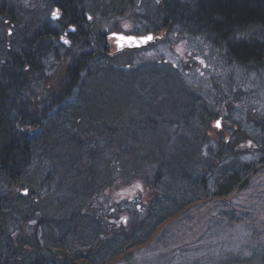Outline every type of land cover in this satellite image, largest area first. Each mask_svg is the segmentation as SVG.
Masks as SVG:
<instances>
[{
	"label": "rangeland",
	"instance_id": "374dc122",
	"mask_svg": "<svg viewBox=\"0 0 264 264\" xmlns=\"http://www.w3.org/2000/svg\"><path fill=\"white\" fill-rule=\"evenodd\" d=\"M203 1L165 0L163 11L168 13L165 18H170L174 30L160 31L159 41L153 48L124 51L120 47L121 40L113 34L128 35L125 29L138 36L147 34L146 28L156 27L161 23L158 21L162 9L146 6V9L141 11L137 4L132 10L133 13L139 14L134 17L131 12L125 11L126 3L119 8L111 7L109 1L103 2L107 8L101 9L95 17L97 28H94L98 31L95 35L98 34L101 38L104 34L100 41L103 44L109 43L113 53L111 57H114L111 61L130 62L134 67L142 63H157L171 69L166 68L168 71L163 73V78L167 74L171 93L165 94L161 105L164 115H157L156 118L159 123L164 122V118L174 123H167L158 129L151 126L145 132L136 127L133 146L140 157L134 156L133 160H129V164L126 160L117 162L112 174L106 172V164L105 167L100 166L96 160L93 172L83 181V186L85 182L88 186L78 189L80 197L77 193L72 194L71 191L65 190L68 182L72 180H69L66 172L47 169L42 161L38 166L34 164L28 168L23 184L18 182L10 186L3 180L5 176L1 175L0 192L10 195L14 205H19L18 208L22 210L7 226L6 233L13 239L14 245L21 242L33 244L35 239H38L40 244L47 240L55 250L76 249L72 243L77 234L72 232L65 236L66 238L60 239L62 230L58 225L54 226V220L60 219L67 224L70 218L75 219L70 224L72 227L66 229L72 231L81 223L80 214L103 219L104 221H101L109 233L118 229L128 231V228L140 224L146 214L141 212L144 207L141 195L145 193L146 201V190L157 183L156 171L159 164L163 163V166L160 165L161 171H166L165 165L168 163L170 168L171 157L179 158L180 153L190 156L194 147L197 152V164L194 167H198L199 173L196 178H191H194L193 181L198 186L203 177L200 167L206 163L201 155L206 156L205 158L218 157L221 147L217 141L221 138L228 142L225 153L238 156L240 160L255 163L260 161L262 154L258 152V146L264 135L256 127V123L264 116V68L236 61L234 49L239 46L240 40L247 44H253L254 40L264 41V31L256 25L240 33L233 30L235 28L214 33L210 25L200 19L202 15L198 10ZM0 2L4 3L7 9H13L16 19H22V27L25 28L18 27L19 40H28L43 27L54 25L50 10L45 8L47 14L44 16L43 10L40 9L42 6L46 7L43 0ZM27 5L29 8L39 9V13L31 17V10H26ZM130 31L128 33H131ZM17 32L12 38L16 37ZM87 37L91 42L94 40L93 37ZM91 45L95 48L92 43ZM64 61L69 59L65 58ZM256 61H262V58ZM261 64L264 65L263 62ZM60 68L61 66L55 70L56 75L60 73ZM37 94L43 97V92ZM32 102L30 109L36 110L37 100ZM206 110L219 116L212 122V128L209 127L210 132L208 131L204 141V119L201 115ZM131 113L133 116L129 117L132 119H142L135 106ZM138 117L139 119H136ZM218 120H221L219 128L216 127ZM81 150L82 153H88L84 147ZM48 152L51 159L59 160L64 157V152L59 149ZM57 173L64 174L65 178L61 181V174ZM168 179L170 178L162 173L161 181L156 186L157 192H163ZM106 181L108 185L103 184ZM178 181L180 184L176 186ZM178 181H172L176 187H191L188 186V179L185 181L178 178ZM207 182L210 183V178ZM91 184L94 186H90ZM174 185L170 188L176 190ZM20 195L26 198L20 199ZM230 203L233 208L240 207L238 213L251 207H263L264 210V176L257 181L252 191L226 202H193L185 212L178 213L176 218L168 220L163 228L157 230V236L151 241L129 250L109 264H264V211L258 214L254 211L255 219L261 222L257 228H253L251 221L230 222L222 218L223 208ZM94 205L96 206L93 207ZM89 234L88 232L83 235L84 240L86 238L88 241L87 245L91 239ZM94 242L93 251L103 244L107 247L108 256L120 251L111 243L107 245L104 237ZM121 245H125V242H121ZM104 258L105 256L99 258L97 263L100 264Z\"/></svg>",
	"mask_w": 264,
	"mask_h": 264
},
{
	"label": "trees",
	"instance_id": "16d2710c",
	"mask_svg": "<svg viewBox=\"0 0 264 264\" xmlns=\"http://www.w3.org/2000/svg\"><path fill=\"white\" fill-rule=\"evenodd\" d=\"M104 1H109L111 7L120 8L124 3L127 5L126 0H82L83 8L96 14L107 8L103 4ZM43 3L46 7L41 4L40 9L45 16L46 9L50 8L52 2L43 0ZM62 3L66 12L72 9L71 0ZM77 4H81V1ZM26 10H31V17L39 13V9L29 8V5ZM198 12L202 15L201 21L215 30L221 28L223 31H229L237 26L242 28L238 29L242 31L260 25L264 31V0H204ZM21 20L15 18L13 9H7V6L0 2V59L6 60H0V176H5L3 180L10 186L18 182L23 184L28 168L34 164L38 166L42 161L47 169L66 172V176L72 180L68 182L65 190L71 191L72 194L77 193L80 197L78 189L88 186L86 182L83 186V181L93 172L96 160L100 166L105 167L106 164V172L112 174L117 162L126 160L129 164V160L140 157L133 146L136 127L145 132L151 126L158 129L167 123H174L165 118L164 122L159 123L156 118L157 115H164L161 105L165 94L171 93L167 74L163 78L164 71H168L166 68H170L157 63H142L134 67L130 62L111 61L114 57H111L113 53L110 47L100 41L104 34L101 38L96 35V43L100 44V51L96 52L98 48L94 50L89 46L86 32L81 35L82 41L79 40L74 48L68 49L69 61H60L59 47L45 36L46 32L55 30L50 29V26L43 27L32 38L19 40L17 31L18 27H22ZM169 20V17L165 18V27L170 29L172 26ZM82 22L97 28L95 19L88 21L85 17ZM71 23L74 21H70ZM9 28L17 33L16 37L12 38L13 33L10 41H7ZM7 42L19 46L15 50L17 53V50L21 49L20 58L13 50H8ZM53 45L52 54L57 61H45L44 56ZM105 46L107 48H104ZM234 52L244 59L243 63H252L253 67L264 68L261 64L264 63V41L260 44H239ZM16 58L19 61H13L17 60ZM260 58L262 61H256ZM59 66L60 73L56 75L55 70ZM37 92H43V97ZM34 100H37L38 110L30 109ZM134 106L139 110V117L142 116L139 121L129 117L133 116L131 111ZM218 116L219 114H212L208 110L202 113L201 118L204 119L205 125L202 124L205 128L202 137L204 141L209 127ZM258 120L259 122H255L256 127L264 135V116ZM217 143L221 147L218 157L205 158L206 156L200 154L206 163L200 167L203 177H200L199 186L193 181L199 173L198 167H194L197 164L194 145V152L192 151L190 156L180 153L179 158L171 157L170 168L168 163L165 165L166 171H161L163 163L159 164L156 171L157 183L146 190V201L145 193L141 195L144 205L141 212L146 214L140 224L128 228V231L118 229L109 233L103 219L89 214H80L81 223L72 231L66 229L72 227L70 224L75 219L70 218L67 224L55 219L54 226L58 225L62 230L60 239L66 238L65 236L72 232L77 234L72 243L76 249L69 248L70 252L53 249L47 240L43 244L35 239L33 244L20 241L21 244L14 245L13 239L6 233L7 226L22 210L18 208L19 205H14L10 195L0 192V264H98V259L104 256V261L100 264H109L129 250L151 241L157 236V230L163 228L168 220L176 218L178 213L185 212L193 202H226L252 191L257 181L264 176V136L258 146L262 158L257 163L240 160L238 156H231L227 152L225 155L228 142L221 138ZM82 147L88 153H82ZM53 149L62 150L64 157L59 160L51 159L48 151ZM162 173L170 179L167 180L168 183L165 182L163 192L161 190L159 193L156 186L161 181ZM57 174H61V181L65 178L64 174ZM191 177H194L193 180ZM178 178L185 181L188 179V186L191 187H176L180 184ZM209 178L210 183L207 182ZM172 181H178L176 186ZM107 183L108 181L103 184L108 185ZM172 185L176 190L170 188ZM18 197L26 198L23 195ZM239 208L228 204L223 208L222 218L230 222L251 221L253 228H257L261 221L255 217L258 212L263 213V207L246 208L238 213ZM88 232L91 236L89 245L83 236ZM101 237H104L107 245L111 243L120 251L109 257L104 244L93 251L94 241H100ZM123 241L125 245L122 246Z\"/></svg>",
	"mask_w": 264,
	"mask_h": 264
},
{
	"label": "flooded vegetation",
	"instance_id": "af4514ba",
	"mask_svg": "<svg viewBox=\"0 0 264 264\" xmlns=\"http://www.w3.org/2000/svg\"><path fill=\"white\" fill-rule=\"evenodd\" d=\"M50 1L52 3L49 5L50 8H48V9L51 12L50 13L51 18H52V13L56 12L57 10H59L58 14H59L60 18L57 21H55V19H53L54 25L52 27H50V29L55 30V31H51V32L48 31L45 33V36L49 37L50 41L53 44H55V46L57 44V46L59 47V51H60L59 54L61 56V58H60L61 61H64L65 58L68 59V56H67L68 51H69L68 49L74 48L80 41L83 40L81 35L84 32L87 33L86 34L87 36L94 38V40L91 42L89 40V38L87 37V39L89 40V46H91V48H93L94 50L96 47H98L96 52L97 51L99 52L100 51V44L96 43L97 42L96 35H98V34L95 35V32H98V31L95 30V28H94L95 26L84 25V22H82V21H84L85 17L88 19V21H93L95 19V17H97L98 13L95 14V12H93V11L84 9L83 8L84 5H83L82 0H71L72 9L71 10L69 9L67 12L63 8L64 5L62 3V1H65V0H56V2H55V0H50ZM80 1H81V4H77ZM126 1H127V6H126L125 11L131 12L134 17H136L135 15L139 14V12H137L136 14L133 13V10H132V8L137 4H138V7L141 9V11L145 10L146 6H151V7L155 6L159 9L160 8L162 9L161 18L158 21V22L161 21V23H159L156 27L146 28L147 34H154L156 37V36H158V33H160V31L169 29V28L165 27V24H166L165 16L168 15V13H166V11H163L165 9V4H164L165 0H126ZM169 1H174V0H169ZM128 12H124V13H128ZM70 17H71V20H70ZM70 21L71 22L74 21V23L70 24ZM60 22H61V24H60ZM55 26H57V27H55ZM171 26L172 27L170 28V30H174V28H173L174 24L172 22H171ZM254 26H256V25H254ZM254 26L249 27V29H247V28L246 29L250 30L251 28H254ZM256 27H260V26H256ZM234 28L235 29H233V30H235L239 33L241 32V30H238V29H242V28H238L237 26H235ZM73 29H75V30L73 31ZM220 29L221 28H219V30H218V28H217L216 29L217 31L215 29H212V31L214 33H215V31L216 32H218V31L223 32V30L222 29L220 30ZM129 31L130 30L125 29V33H127V34L133 33L131 31H130L131 33H128ZM224 31H226V30H224ZM13 33H14L13 30L9 29L7 32V35L11 37ZM0 37H2V35H0ZM61 37L68 40L69 43L65 44L63 42V40L61 39ZM7 41H10L8 39V37H7ZM260 42L261 41H259V40H254L253 44H260ZM91 43L95 46V48L91 45ZM244 43H246V42H244L243 40H240V44H244ZM248 44H250V43H248ZM107 46L108 47L110 46L109 43H107ZM18 47L19 46L18 45L16 46L15 44L13 46L12 42H7L8 50L9 51L13 50V52H15V55L19 56V58H20L19 54H22L21 49L17 50L18 54L16 53V50H15V48H18ZM53 47H54V45L50 46V48H49L50 51L48 52L47 55L44 56L45 58L43 57L45 59V61L55 60V58L53 57V54H52ZM104 48H107V47L105 46ZM237 54L234 53L236 61H244V59L239 56V53H237ZM16 59L17 60L14 59L13 61H19L18 58H16ZM0 60L6 61L4 58H1Z\"/></svg>",
	"mask_w": 264,
	"mask_h": 264
},
{
	"label": "snow or ice",
	"instance_id": "6c2138e0",
	"mask_svg": "<svg viewBox=\"0 0 264 264\" xmlns=\"http://www.w3.org/2000/svg\"><path fill=\"white\" fill-rule=\"evenodd\" d=\"M58 11L59 10H57L56 12H53L52 13V18L55 19V20H58L60 18L59 17V14H58ZM74 30L75 29H73V31ZM61 39L63 40V42L65 44H68L69 43V41L66 40V39H64L63 37H61ZM120 40L122 41V43L120 44V47L123 48L124 43H127L129 46L135 45L137 43H140V44H148L150 41L153 40V37L151 35H149V36H146V37L142 38L141 40L137 41V39L135 37L125 38V37L121 36L120 37ZM216 127L219 128L220 127V124L217 123ZM25 194H27V193H25Z\"/></svg>",
	"mask_w": 264,
	"mask_h": 264
},
{
	"label": "water",
	"instance_id": "95a60500",
	"mask_svg": "<svg viewBox=\"0 0 264 264\" xmlns=\"http://www.w3.org/2000/svg\"><path fill=\"white\" fill-rule=\"evenodd\" d=\"M113 36H114L115 38H117V39H120L121 36H123V37H125V38H128V37H135V36H125V35H122V34H113ZM148 36H149V35H148ZM151 36L153 37V40L150 41L148 44H140V43H137V44L132 45V46H129V45L124 44V46H123V51H124L125 49H129V50H138V48H139V49H144V48L146 49V48H151V47H153L155 44H157V42L159 41V38H154L153 35H151ZM144 37H146V36H143V37H135V38L137 39V41H139V40H141V39L144 38ZM217 123H219V124H220V127H221V120H218V121L216 122V125H217Z\"/></svg>",
	"mask_w": 264,
	"mask_h": 264
}]
</instances>
